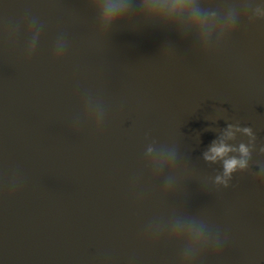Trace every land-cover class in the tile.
<instances>
[{
    "label": "water",
    "instance_id": "1",
    "mask_svg": "<svg viewBox=\"0 0 264 264\" xmlns=\"http://www.w3.org/2000/svg\"><path fill=\"white\" fill-rule=\"evenodd\" d=\"M0 264H264V0H0Z\"/></svg>",
    "mask_w": 264,
    "mask_h": 264
},
{
    "label": "clouds",
    "instance_id": "2",
    "mask_svg": "<svg viewBox=\"0 0 264 264\" xmlns=\"http://www.w3.org/2000/svg\"><path fill=\"white\" fill-rule=\"evenodd\" d=\"M245 131H248V129H245ZM229 151H230V149L228 147L224 146L223 144H221L219 146L213 145L210 149L211 155L206 154L205 159L215 160L217 157L224 156ZM240 151L244 155H248V149L243 144L240 146ZM237 165H239L240 167L243 168L245 166V162L244 161H238L236 159L226 160L224 163L225 175L230 174L237 167Z\"/></svg>",
    "mask_w": 264,
    "mask_h": 264
}]
</instances>
